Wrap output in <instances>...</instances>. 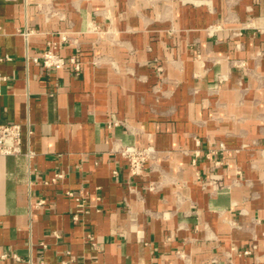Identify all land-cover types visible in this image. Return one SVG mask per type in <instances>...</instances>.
Returning <instances> with one entry per match:
<instances>
[{
	"label": "crops",
	"instance_id": "crops-1",
	"mask_svg": "<svg viewBox=\"0 0 264 264\" xmlns=\"http://www.w3.org/2000/svg\"><path fill=\"white\" fill-rule=\"evenodd\" d=\"M0 123V264H264V0H0Z\"/></svg>",
	"mask_w": 264,
	"mask_h": 264
},
{
	"label": "built area",
	"instance_id": "built-area-1",
	"mask_svg": "<svg viewBox=\"0 0 264 264\" xmlns=\"http://www.w3.org/2000/svg\"><path fill=\"white\" fill-rule=\"evenodd\" d=\"M61 41L67 42L68 37L66 34H60ZM32 62L36 64H41V66L45 69H55L60 70L69 66L72 72L79 73L81 72L83 62L81 58L76 55H70L67 57H63L58 55L55 52V47L49 48L45 50L40 56L32 57ZM156 72L159 73L162 71L161 66L156 67ZM112 125H116L115 122ZM20 145H21V127L16 123H0V156H12L20 153ZM226 151V147L224 144L219 143L216 148L209 149L205 153V157L207 159H212ZM116 152L125 160L128 172L131 176L142 177L147 173L146 164L153 160L157 156V150L152 146H147L144 148L137 147L136 145H123L120 146ZM30 154H28L29 156ZM219 162L214 161V165H217ZM57 177H60L58 175ZM216 178L214 174H209L208 180L204 181V184L215 183ZM70 196L75 197L72 193H69ZM75 201L79 205L80 203L79 197L74 198ZM248 252H244L247 254Z\"/></svg>",
	"mask_w": 264,
	"mask_h": 264
}]
</instances>
